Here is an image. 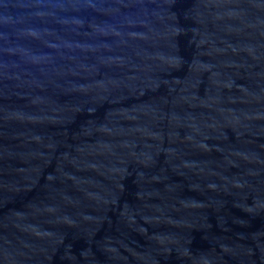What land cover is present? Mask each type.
<instances>
[{
  "label": "water",
  "instance_id": "water-1",
  "mask_svg": "<svg viewBox=\"0 0 264 264\" xmlns=\"http://www.w3.org/2000/svg\"><path fill=\"white\" fill-rule=\"evenodd\" d=\"M0 264H264V0H0Z\"/></svg>",
  "mask_w": 264,
  "mask_h": 264
}]
</instances>
